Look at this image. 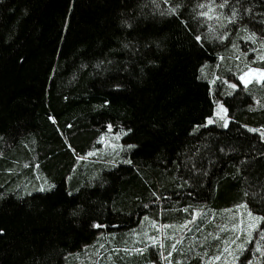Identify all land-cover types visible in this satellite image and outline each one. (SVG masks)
Returning a JSON list of instances; mask_svg holds the SVG:
<instances>
[{
	"label": "trees",
	"instance_id": "obj_1",
	"mask_svg": "<svg viewBox=\"0 0 264 264\" xmlns=\"http://www.w3.org/2000/svg\"><path fill=\"white\" fill-rule=\"evenodd\" d=\"M250 68L264 0H0V264L219 257L239 207L264 217ZM108 131L117 157L93 153Z\"/></svg>",
	"mask_w": 264,
	"mask_h": 264
},
{
	"label": "rangeland",
	"instance_id": "obj_2",
	"mask_svg": "<svg viewBox=\"0 0 264 264\" xmlns=\"http://www.w3.org/2000/svg\"><path fill=\"white\" fill-rule=\"evenodd\" d=\"M264 78V70L258 68H250L239 76V80L243 84H247L250 81H260ZM231 87H236L235 81H228ZM215 121H221L223 125H227L229 118L226 116V110L222 103H218L215 107L212 116H209L205 120V125ZM126 132L121 131L118 133L110 132L101 135L97 141V146L93 153L104 152L111 157H117L122 150L126 148L123 143V136ZM46 185L38 189L49 188L48 182ZM33 188H30L31 191ZM235 227L230 230L232 235L230 244L225 249H222L219 257L213 258L209 264H236L237 259L242 255V251L248 248L247 254L239 261V264H260L253 262L254 258L264 256V217L253 214L249 209L245 207H239L236 214ZM250 244L249 247L247 245Z\"/></svg>",
	"mask_w": 264,
	"mask_h": 264
},
{
	"label": "snow or ice",
	"instance_id": "obj_3",
	"mask_svg": "<svg viewBox=\"0 0 264 264\" xmlns=\"http://www.w3.org/2000/svg\"><path fill=\"white\" fill-rule=\"evenodd\" d=\"M209 123H211V121H209Z\"/></svg>",
	"mask_w": 264,
	"mask_h": 264
}]
</instances>
